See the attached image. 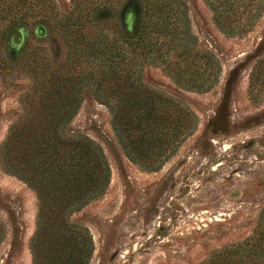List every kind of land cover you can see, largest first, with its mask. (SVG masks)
I'll use <instances>...</instances> for the list:
<instances>
[{"label":"rangeland","instance_id":"1","mask_svg":"<svg viewBox=\"0 0 264 264\" xmlns=\"http://www.w3.org/2000/svg\"><path fill=\"white\" fill-rule=\"evenodd\" d=\"M181 1L196 39L193 51L212 56L220 72L214 82L205 63L210 88L198 90L174 79V57L171 69L160 60L143 67L141 83L181 102L196 121L158 169H143L126 157L111 127L106 103L112 101L97 100L91 82L80 84L79 107L65 132L94 141L110 169L106 191L70 216L92 237L89 264H204L224 251H239L243 264H264L248 244L264 210V71L251 76L256 62H264V11L253 31L228 36L215 26L204 0ZM38 3L40 15L26 26L23 42H13L15 55L21 65L48 60L58 67L64 38L54 24L57 17L44 21L51 13L68 14L72 5ZM123 10L120 5L113 14L120 18ZM34 88L32 75L22 69L0 77V146L22 119ZM37 208L35 193L0 163V264H32Z\"/></svg>","mask_w":264,"mask_h":264},{"label":"trees","instance_id":"2","mask_svg":"<svg viewBox=\"0 0 264 264\" xmlns=\"http://www.w3.org/2000/svg\"><path fill=\"white\" fill-rule=\"evenodd\" d=\"M69 1L71 12L51 13L44 21L57 17L54 24L66 45L64 61L55 67L48 60L21 65L15 55L14 40L22 43L26 26L40 15L38 0H0V77L22 69L35 85L26 95L22 119L11 125L0 146L3 169L37 197L32 264H89L94 252L88 229L70 216L106 191L110 169L94 141L65 132L79 107L80 84L91 82L97 100L112 101L106 106L124 154L154 171L190 136L196 121L181 102L141 83L143 67L151 60L170 67L174 57L172 69L167 67L174 79L198 90L210 88L205 63L210 62L214 82L220 72L212 56L193 51L196 39L181 0ZM204 2L215 26L228 36L253 31L264 11V0ZM120 5L124 10L118 18L113 12ZM263 66L256 62L254 79ZM257 229L248 244L264 257V210ZM4 237L0 225V244ZM238 252H218L204 264H243Z\"/></svg>","mask_w":264,"mask_h":264}]
</instances>
